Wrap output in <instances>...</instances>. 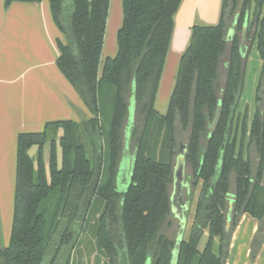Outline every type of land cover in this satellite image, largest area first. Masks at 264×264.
Masks as SVG:
<instances>
[{
    "label": "trees",
    "instance_id": "trees-1",
    "mask_svg": "<svg viewBox=\"0 0 264 264\" xmlns=\"http://www.w3.org/2000/svg\"><path fill=\"white\" fill-rule=\"evenodd\" d=\"M49 1L65 36L57 65L92 116L19 135L12 232L0 264H46L51 251L55 264L66 249L65 264H84L82 255L74 258L82 245L96 264H171L181 227L171 200L181 144L190 207L201 191L177 264H225L243 214L264 230V0H222L217 24L192 27L164 113L156 102L183 0H122L117 53L103 65L111 0ZM254 45L262 64L249 121V108L243 117L239 108ZM128 137L132 179L122 193L117 177Z\"/></svg>",
    "mask_w": 264,
    "mask_h": 264
},
{
    "label": "crops",
    "instance_id": "crops-1",
    "mask_svg": "<svg viewBox=\"0 0 264 264\" xmlns=\"http://www.w3.org/2000/svg\"><path fill=\"white\" fill-rule=\"evenodd\" d=\"M117 5L118 13L112 17V23L109 22L110 16L107 22L103 47L107 57L117 53V32L122 23L120 5ZM221 7L222 0L182 1L175 17L163 73L166 76V72H169L168 77L172 74L173 80L166 84L168 88L165 92L159 90L156 102V107L161 106L162 113L167 110L181 56L190 42L192 27L217 24ZM58 40L65 42V36L54 21L49 0L40 3L14 2L8 7L6 0H0V247H7L11 238L19 135L42 132L48 123L61 120L81 122L92 116L57 65L60 55ZM258 64L261 70L260 58ZM37 151L38 146H34L29 153L35 156ZM49 151L50 145L46 144L47 165ZM57 152L60 160L59 144ZM129 157H132L130 145ZM133 160L134 157L130 172ZM204 235L209 238V231L206 230ZM219 248L220 240L216 238L214 251L218 253ZM225 264H264V230L258 219L249 214L241 216L231 233Z\"/></svg>",
    "mask_w": 264,
    "mask_h": 264
},
{
    "label": "rangeland",
    "instance_id": "rangeland-1",
    "mask_svg": "<svg viewBox=\"0 0 264 264\" xmlns=\"http://www.w3.org/2000/svg\"><path fill=\"white\" fill-rule=\"evenodd\" d=\"M120 5L119 10H120V16H121V20L123 19V10H122V0H120L118 2V0H111L110 3V10H109V16H110V20L109 22L112 23V17L114 16V14L116 15L118 13V4ZM122 24V23H121ZM107 40H108V33H107ZM107 58V55H105V53L102 54V60H101V65H103L104 60ZM258 60H259V56H258V52L256 49V46L254 45L251 49L250 55H249V59L247 61V69H246V77H245V87H244V92H243V96H242V100L240 103V108H239V113L241 114V117H243L244 113H245V109L249 108V121H251V118L254 114L255 111V89L257 86V82H258V76H259V70H260V66L258 64ZM170 75L169 72H166V76L164 74L162 82H161V86H160V92L161 91H166V84L168 85L169 83H171V80H173V75L171 74L170 77H168ZM264 89V88H263ZM159 92V93H160ZM264 96V90L262 91V97ZM157 109L162 112V108L159 105V107H157ZM59 134V132H58ZM49 145V143H48ZM130 145V153H133V150L131 148V144ZM133 155V154H132ZM254 155V154H253ZM134 156L129 157L130 159V163L132 162ZM123 161V160H122ZM256 162V161H255ZM256 165V164H255ZM123 168V167H122ZM130 170V169H128ZM185 182H186V178H185ZM117 189H119L118 185H117ZM201 191V187H199L195 193L194 196V201L193 204L190 207V211H189V215H187L188 217V222L186 225V231L184 234V238L188 239L189 235H190V231H191V226L193 224L194 218H195V210H196V204L198 201V197ZM184 197L186 199V190H184ZM208 240V236L203 235L202 238L200 239L199 242V248L202 249L206 242ZM84 245L80 246V248H78L77 250L80 249L81 254L77 252L74 253V258H80L83 260L84 264H96V253L94 254V252L91 251H83V247ZM83 247V248H82ZM85 249V248H84ZM54 252L51 251V254L49 255L48 258V262L46 264H51L52 258H53ZM68 251L67 249L65 251H63L60 255V257L58 258L57 262L55 264H65L67 256H68ZM72 256V255H71ZM72 259V258H71ZM74 262V259H73ZM73 262H71V264H73Z\"/></svg>",
    "mask_w": 264,
    "mask_h": 264
},
{
    "label": "water",
    "instance_id": "water-1",
    "mask_svg": "<svg viewBox=\"0 0 264 264\" xmlns=\"http://www.w3.org/2000/svg\"><path fill=\"white\" fill-rule=\"evenodd\" d=\"M245 31L247 29V24L245 25ZM233 34V30L230 32V37ZM241 51L244 56L247 54V46L245 43V40L243 41L241 45ZM220 110L221 108L218 109L216 119L213 124V128L217 125L219 116H220ZM126 147L124 150V155H123V161L120 166V171L117 177V185L119 187L118 191L119 192H126L131 179H132V171L130 172L128 169L130 167V159H129V140L127 138L126 141ZM180 153L181 155L178 158V163L175 168V173H174V188H173V193H172V211L174 215L180 220V230L177 236V244L175 247V250L173 252V259L171 261V264H177L179 255H180V247H181V242L184 239V234L186 231V225L188 222L187 218V212L190 209V203L185 199L184 197V188L187 190L190 189L189 183L185 182V153H186V145L181 144L180 146ZM123 167V168H122ZM231 217V213L229 215ZM228 227H230V221H228ZM150 264V263H148Z\"/></svg>",
    "mask_w": 264,
    "mask_h": 264
},
{
    "label": "flooded vegetation",
    "instance_id": "flooded-vegetation-1",
    "mask_svg": "<svg viewBox=\"0 0 264 264\" xmlns=\"http://www.w3.org/2000/svg\"><path fill=\"white\" fill-rule=\"evenodd\" d=\"M120 171V170H119ZM187 183V182H186ZM184 190H186L187 191V189L186 188H184ZM189 190V189H188Z\"/></svg>",
    "mask_w": 264,
    "mask_h": 264
}]
</instances>
